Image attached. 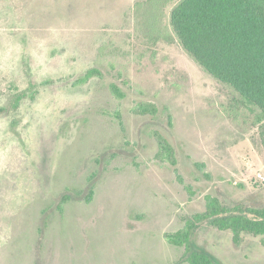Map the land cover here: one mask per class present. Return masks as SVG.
<instances>
[{"label":"rangeland","instance_id":"374dc122","mask_svg":"<svg viewBox=\"0 0 264 264\" xmlns=\"http://www.w3.org/2000/svg\"><path fill=\"white\" fill-rule=\"evenodd\" d=\"M138 1L0 0V264H189L165 234L203 212L207 195L264 206L254 116L234 118V92L177 38L148 39ZM31 88L36 98L15 110ZM157 133L176 165L158 157ZM93 175V200L61 212L63 194L87 193ZM193 240L222 264H264L260 236L236 245L205 223Z\"/></svg>","mask_w":264,"mask_h":264},{"label":"trees","instance_id":"16d2710c","mask_svg":"<svg viewBox=\"0 0 264 264\" xmlns=\"http://www.w3.org/2000/svg\"><path fill=\"white\" fill-rule=\"evenodd\" d=\"M170 5L173 8L168 29L163 20L165 8ZM133 12L141 32L148 39L157 43L162 39L172 42L177 38L207 73L234 92L231 113L236 120L246 111L251 113L254 116L251 122L260 127L264 144V0H145L138 1ZM98 74V69H90L76 83L87 82ZM113 91L124 96L115 85ZM38 93L39 90L32 88L29 93L19 92L13 108L18 109L26 97L35 99ZM6 111L8 109L0 108V113ZM137 112L155 114L157 108L154 104H140ZM157 135L158 157L176 165L173 146L164 136ZM95 175L91 177L87 193L65 192L58 209L63 212L64 205L73 199L84 198L91 202L95 195ZM206 199L203 212L186 217L183 228L165 234L170 244L185 248L184 262L222 264L193 240L194 234L205 223L222 231H231L236 245H240L246 235H254L261 237L264 246V206H231L213 195H207Z\"/></svg>","mask_w":264,"mask_h":264}]
</instances>
